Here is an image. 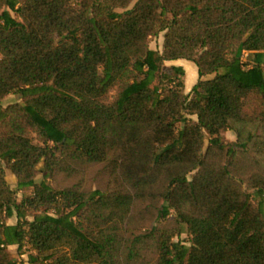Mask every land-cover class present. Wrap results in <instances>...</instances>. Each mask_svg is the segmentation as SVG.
Returning a JSON list of instances; mask_svg holds the SVG:
<instances>
[{
	"label": "trees",
	"instance_id": "obj_1",
	"mask_svg": "<svg viewBox=\"0 0 264 264\" xmlns=\"http://www.w3.org/2000/svg\"><path fill=\"white\" fill-rule=\"evenodd\" d=\"M79 163L105 181L37 179ZM14 244L33 264H264V0H0V264Z\"/></svg>",
	"mask_w": 264,
	"mask_h": 264
},
{
	"label": "rangeland",
	"instance_id": "obj_2",
	"mask_svg": "<svg viewBox=\"0 0 264 264\" xmlns=\"http://www.w3.org/2000/svg\"><path fill=\"white\" fill-rule=\"evenodd\" d=\"M153 47L163 49L164 46V31H162L160 34L153 37L151 42ZM247 53V52H246ZM169 64L171 63H178L185 67L186 69V85L185 90L186 92H190L193 85L199 80L200 74H199V68L197 63L194 60H189L186 58H179V59H173L167 61ZM213 75H206L205 77H210ZM21 99V94L19 92H11L9 93L4 99L3 103L7 104L9 102H13L16 100ZM225 137L228 140H237L238 139V133L234 129H228L224 132ZM105 169L103 170L102 164H90V163H79L77 165H71L70 168L65 169L63 171H56L55 174L50 175L46 174V172L40 173L37 176L38 180H42L44 177H47L51 182H64L69 183L73 179H82L84 183L86 184H92L95 187L100 185V181H105L106 174ZM7 178L9 179L10 183L13 187L17 186V176L14 174V172L7 167L6 169ZM48 175V176H47ZM26 192V190H20L18 195L21 199L23 196V193ZM17 219L16 215L13 217L8 218L9 222H15ZM11 249L18 253V247L16 244L11 245ZM29 251L30 249L28 247L25 248L24 253L19 254L20 258L22 259V264H33L29 261Z\"/></svg>",
	"mask_w": 264,
	"mask_h": 264
}]
</instances>
